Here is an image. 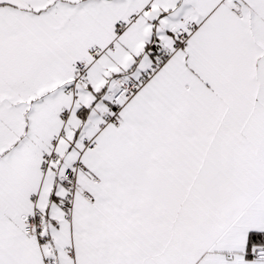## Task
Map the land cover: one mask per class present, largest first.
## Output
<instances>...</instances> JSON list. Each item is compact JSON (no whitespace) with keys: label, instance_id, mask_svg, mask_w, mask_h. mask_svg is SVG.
<instances>
[{"label":"snow or ice","instance_id":"1","mask_svg":"<svg viewBox=\"0 0 264 264\" xmlns=\"http://www.w3.org/2000/svg\"><path fill=\"white\" fill-rule=\"evenodd\" d=\"M0 264H264V0H0Z\"/></svg>","mask_w":264,"mask_h":264}]
</instances>
